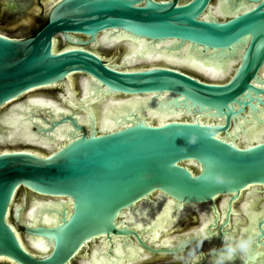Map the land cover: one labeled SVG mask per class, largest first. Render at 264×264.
Masks as SVG:
<instances>
[{"label": "water", "instance_id": "95a60500", "mask_svg": "<svg viewBox=\"0 0 264 264\" xmlns=\"http://www.w3.org/2000/svg\"><path fill=\"white\" fill-rule=\"evenodd\" d=\"M227 1L237 14L205 18L218 0H58L34 36L0 32V110L27 104L29 97L18 100L35 90L68 84L78 75L81 84L84 78L91 80L98 96H147L153 107L196 117L150 123L126 109L116 116L121 127L103 132L99 116L83 102L82 85L77 104L65 98L67 91L59 99L47 98L60 106L57 117L51 107L20 110L36 132L49 138L68 125L69 139L45 154L0 150V261L68 264L101 237L110 244L113 237L124 243L132 238L152 254L177 253L188 241L155 247L140 230L118 225L124 212L143 201L154 202L158 193L174 206L208 204L214 215L210 229L214 226L219 233L217 244L231 222L234 202L249 199V189L256 188L261 196L257 209L264 207V0ZM106 32L151 46L161 43L178 54L190 47L207 60L239 62L225 79L163 62L119 67L104 53L122 46L121 62L128 52L125 43L95 47ZM80 114H86L88 126ZM200 116L214 122L204 123ZM1 121L4 141L9 132ZM216 174L230 182L215 183ZM21 189L31 194L19 202ZM219 198L226 199L221 220ZM39 199L61 203L51 208L56 224H29V212ZM18 226L25 237L51 242L50 252H37L22 236L25 247L14 229ZM257 230L255 241L264 247V215Z\"/></svg>", "mask_w": 264, "mask_h": 264}, {"label": "bare ground", "instance_id": "6f19581e", "mask_svg": "<svg viewBox=\"0 0 264 264\" xmlns=\"http://www.w3.org/2000/svg\"><path fill=\"white\" fill-rule=\"evenodd\" d=\"M56 1L58 0H49L46 6L51 7ZM245 4L246 3H243V6H245ZM238 11L239 10L233 9L227 0H218L217 5L211 7L210 12L205 15V18H209L211 15L227 17L237 14ZM119 42L125 43L128 47V52L122 61L118 64H113L119 67H134L138 63L163 62L176 66H185L195 72H201L214 79H225L232 73L233 68L239 62L238 58L229 59L223 63L217 58L207 60L200 56L198 51L192 50L190 47L181 50L178 54L166 50L163 46L161 47V43L151 46L146 40L135 39L122 33L115 36L111 35L109 32L104 33L100 41L95 44V47L100 44L112 46ZM82 88L83 102H86L88 106L92 107L96 119H98L99 116V128L103 132L112 131L121 127L120 125H122V123L120 122V119L116 118V116L118 114H123L126 109L134 110L139 116L148 120L150 123L158 121L162 124L178 118L196 119L195 116L189 117L190 115L185 114L181 110L167 111L165 109L153 107L148 104L149 97L147 96H133L124 99H116L114 96L108 98L107 95L98 96V93H94V88L92 87V82L89 78H84L82 80ZM30 95L29 103H18L14 105L11 111L3 119V124L7 126L6 129L9 132L5 139L14 143L24 141L43 146L47 149H53L61 143H64L65 140L69 139L70 127L68 125L60 126L55 129L53 135L49 138L48 136H44L35 131L34 124L30 121V118H23V114L20 110H31L34 105L38 106L39 109L43 107H51L55 113L54 117L58 116L57 111L60 110V106L53 100H48L47 98L34 96L32 94ZM67 95L68 97L65 98L68 99L69 102L77 104L75 101L76 92L73 79L69 80L67 85ZM94 104H96L97 110L93 106ZM66 111L68 112L69 110ZM199 119L204 123L214 122L205 116H200ZM79 120L88 126L89 123L86 114H80ZM37 122L41 123L40 121ZM1 140H3V137ZM35 153L40 154L38 152ZM247 195L250 198L245 201L242 208L246 217H241L239 212L235 211L233 220L223 228V236L226 233L239 234L243 231L246 235L252 237L253 244L248 253L243 256L238 255L234 261L230 262V264H264V248L255 241L256 236L254 235V233L258 232L257 222L259 218L264 215V207L260 210L257 209L261 196L256 188L249 189ZM60 204L61 203L54 202L52 199H39L29 212V224H56L58 216L51 210V208H59L57 205ZM174 204L175 202L173 200L158 193L154 202L148 203L143 201L137 209L124 212L118 225L121 226L127 224L136 230H140L144 240L151 246L168 247L180 243V241L184 239L183 237L190 235V233L172 235L169 233V230L179 227L185 217L197 212L200 214L202 222L193 230V232L196 235L200 233V235H197L195 237L196 239L192 241L190 240L188 243L195 240H198L201 243V237L204 238L206 236L207 250L210 252L212 249L216 248L215 238L217 237L214 236L216 231L209 230L210 225L214 221V215L210 206L208 204H182L174 206ZM225 205L226 199L222 201L221 206L223 214H221L219 220L224 219ZM244 219H246V223ZM209 220L212 222L208 223ZM205 223H208L207 229H205L204 232H200V229L203 228ZM211 228L213 229L214 226H211ZM14 229L24 245L22 234L16 227H14ZM157 231H159L158 239L154 237V233ZM28 240L37 252L47 254L52 248V243L43 238L28 237ZM124 240L125 243L121 237H113L114 243L110 244L106 238L101 237V245L93 248L91 255L85 260L86 264H134L138 260L149 256L148 252L141 248L132 238H125ZM222 240L220 244H222ZM166 244L168 246H165ZM198 257L199 252L196 250L191 259L192 264H211V257L208 262H205L206 257L195 262Z\"/></svg>", "mask_w": 264, "mask_h": 264}, {"label": "flooded vegetation", "instance_id": "af4514ba", "mask_svg": "<svg viewBox=\"0 0 264 264\" xmlns=\"http://www.w3.org/2000/svg\"><path fill=\"white\" fill-rule=\"evenodd\" d=\"M49 0H46V1H44V0H38V4L40 5V8H46L45 6H46V4H47V2H48ZM29 2V3H28ZM35 2V0H0V27H2L3 29L4 28H6L5 27V25L4 24H2V22H4V21H10V20H14L15 18L17 19L18 18V15L20 14V12L22 11V10H24V9H27V7L30 5V3H34ZM37 2V1H36ZM32 7V6H31ZM48 16V15H47ZM45 17V15H44V13H42V16H40L39 17V21H38V24L36 25V27H34V29L30 32V34L40 25V23H41V20H42V18H44ZM48 22V21H47ZM45 26V25H44ZM1 31V30H0ZM2 32H4V31H2ZM30 34L28 35V36H25V37H18V36H15V35H10V36H14V37H18V38H28V37H31L30 36ZM60 40V39H59ZM60 43H62V40H60L59 41ZM107 58V57H106ZM108 59V58H107ZM109 60V59H108ZM113 64V63H112ZM73 80H74V88H75V92H76V95L78 94V92L80 91V89H81V82H80V79H79V76L78 75H76L74 78H73ZM76 84H77V86H78V88L76 89ZM67 85L68 84H61V85H56V86H59L58 88H53V89H50L49 91H53L54 92V95L53 96H51V95H46V94H44V95H36V96H41V97H43V98H49V99H59V97H60V94L61 93H65L66 91H67ZM53 87H55V86H53ZM44 89V88H43ZM45 91H47V90H45ZM50 93V92H49ZM43 94V93H42ZM26 96V95H25ZM24 96V97H25ZM35 96V95H34ZM26 98H28V97H26ZM25 98V99H26ZM10 105V104H9ZM12 106H9L8 108H7V110H6V112L5 113H3V114H1L0 115V122L2 123V119H4V115L10 110V108H11ZM1 123H0V126H1ZM2 127V126H1ZM13 143V144H12ZM28 143V142H27ZM2 144H4V145H6L5 147H7V146H12V145H21V143L20 142H11V141H8V140H4V141H0V150H1V148H4L3 146H2ZM12 144V145H11ZM30 144H32V143H30ZM32 145H36V144H32ZM37 146H39V149H41L44 153H40V154H45V149H47V148H45V147H43V146H40V145H37ZM18 148V147H17ZM28 149V148H24V147H20V149ZM11 149H15V148H11ZM19 149V148H18ZM29 150H31V149H29ZM35 152H37L36 150H35ZM22 190V189H21ZM20 190V191H21ZM24 190V189H23ZM20 191H19V195H21L20 196V201L19 202H21L22 201V197H23V195L24 194H26L27 195V197H28V199H29V197H30V192L29 191H22L21 193H20ZM18 198H19V196H18ZM222 198H219L218 200H217V205L219 206L220 205V203L222 202V200H221ZM244 201H246L245 200V198L244 197H241L239 200H236L235 202H234V206H233V208H234V213L232 214V219H231V221L233 220V218H234V215H235V211H238L239 212V214H240V216L242 217H246V215H245V213L243 212V206H244ZM260 201H261V199H260ZM260 201H259V203H260ZM242 213V214H241ZM244 213V214H243ZM223 214V213H222ZM195 216L199 219V221H200V223H199V225L201 224V222H202V219H201V216H200V214H195ZM244 220H246V219H244ZM198 225V226H199ZM197 226V227H198ZM21 227V226H20ZM21 229H22V232H23V228L21 227ZM193 230L194 229H192L191 231H187L186 233H190V235H187V236H185V237H183L184 239H182V241H180V243H182V242H185V241H192V240H194V239H196L195 237L197 236L194 232H193ZM210 231H212V230H214V231H216V233L214 234V236L215 237H219V233H218V230L216 229V228H211V229H209ZM217 238H215V243L217 242ZM95 241H97V244H98V246H100L101 245V242H100V239H98V240H95ZM94 242V241H93ZM92 243V242H91ZM90 243V244H91ZM89 244V245H90ZM139 245V244H138ZM179 245V243H177V244H175L174 246H168V247H176V246H178ZM140 246V245H139ZM221 246V244H217L216 243V248H219ZM97 247V246H96ZM141 247V246H140ZM263 247V246H262ZM93 248H95V247H93V246H91V248L89 249V251H88V256L87 257H84V258H81L80 257V254H82V251H85V248L81 251V253L80 254H78L74 259H72L68 264H86V259L87 258H89V256L91 255V253H92V250H93ZM142 248V247H141ZM264 248V247H263ZM144 249V248H143ZM196 250H198V252H199V257H198V259H196L195 260V262H197L198 260H202L204 257H206V261L205 262H208L209 260H210V252H209V250H207V247H206V239L205 238H203V237H201V243H200V241H198V240H195V241H193V242H191V243H188V245L186 244L179 252H177V253H171V254H152V253H150V252H148V254H149V256L148 257H146V258H144V259H140V260H148V259H152V258H176V259H180L179 260V263L178 264H192V262H191V259L193 258V254H194V252L196 251ZM187 252V253H186ZM186 253V254H185ZM184 256V257H183ZM5 261H7V260H5ZM139 261V260H138ZM137 261V262H138ZM1 262V261H0ZM137 262H135L134 264H136ZM6 264H15L14 262H12V261H7L6 262Z\"/></svg>", "mask_w": 264, "mask_h": 264}, {"label": "rangeland", "instance_id": "374dc122", "mask_svg": "<svg viewBox=\"0 0 264 264\" xmlns=\"http://www.w3.org/2000/svg\"><path fill=\"white\" fill-rule=\"evenodd\" d=\"M44 1H46V0H44ZM38 3H39L38 0H35L34 3H30V5L27 7V9H24L20 12L17 19L15 18L14 20L2 22V24H4L6 28L3 29L2 27H0V30L4 31L3 33H5L7 35L13 34V35L18 36V37L28 36L30 34V32L34 29V27H36V25L38 24L39 17L42 16V13H44L45 16H47L49 13L50 6L49 7L45 6L46 8L42 9V8H40V5ZM57 44H59V41L57 42ZM104 54L109 59V61L111 63L118 64V63H120V58H121V55L123 54V47L118 46L115 49L108 50ZM58 87L59 86L48 87V88L33 91L18 101H22L26 97L31 96L30 94L35 95V96L36 95H44V94L53 96L54 92L49 91V90L53 89V88H58ZM77 88H78V86L76 84V89ZM45 90H47V91H45ZM9 106H12V104L2 108L0 110V115L5 113ZM0 129H1V126H0ZM20 143H21V145H12L13 144L12 143L11 144L12 146H7V147L1 148V149H11V148H17V147L18 148L24 147V148L31 149L33 151L36 150L38 153H44L41 149H39V146H37V145H32V144L24 142V141H21ZM22 191H24V190L22 189L20 191V193ZM20 196L21 195H19L18 201H20ZM199 223H200L199 219L193 213V214H190L187 217H185L183 219V221L181 222V225L179 227H175V228H172L171 230H169V233L172 235L183 234V233H186L187 231H191L192 229H195L199 225ZM17 229L22 234V236L25 237L24 233L22 232L21 227L18 226ZM25 238L28 239V237H25ZM91 246H93V247L98 246L97 241L92 242L90 245H88L85 248V251H82V254H80L81 258L88 256L87 254H88V251L91 248ZM179 260L180 259H176V258H158L157 257V258H152V259H148V260H139L136 264H178ZM6 262L7 261H5V260H1L0 264H6Z\"/></svg>", "mask_w": 264, "mask_h": 264}, {"label": "clouds", "instance_id": "9594fccd", "mask_svg": "<svg viewBox=\"0 0 264 264\" xmlns=\"http://www.w3.org/2000/svg\"><path fill=\"white\" fill-rule=\"evenodd\" d=\"M213 179L217 184L230 182L229 178L220 174H216ZM197 235H200V233ZM204 238L207 237L205 236ZM252 244V237L246 235L243 231L239 234L226 233L223 236L221 246L210 251V256L212 258L211 264H230V262L234 261L238 255L243 256L248 253Z\"/></svg>", "mask_w": 264, "mask_h": 264}, {"label": "trees", "instance_id": "16d2710c", "mask_svg": "<svg viewBox=\"0 0 264 264\" xmlns=\"http://www.w3.org/2000/svg\"><path fill=\"white\" fill-rule=\"evenodd\" d=\"M48 21V16L42 18L40 25L30 34V36H34Z\"/></svg>", "mask_w": 264, "mask_h": 264}, {"label": "snow or ice", "instance_id": "6c2138e0", "mask_svg": "<svg viewBox=\"0 0 264 264\" xmlns=\"http://www.w3.org/2000/svg\"><path fill=\"white\" fill-rule=\"evenodd\" d=\"M211 222H212L211 220L208 221V223H211ZM208 223L204 224L203 228L200 229V232H204V230L207 229ZM154 237L157 238V239L159 238V231L154 233ZM165 246H168V245L166 244Z\"/></svg>", "mask_w": 264, "mask_h": 264}]
</instances>
